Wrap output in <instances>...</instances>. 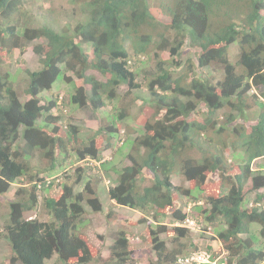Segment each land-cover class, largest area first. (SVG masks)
<instances>
[{
  "label": "trees",
  "instance_id": "16d2710c",
  "mask_svg": "<svg viewBox=\"0 0 264 264\" xmlns=\"http://www.w3.org/2000/svg\"><path fill=\"white\" fill-rule=\"evenodd\" d=\"M31 1L0 0L4 58L23 55L29 44L41 41L33 48L41 68L26 69V77L0 62V195L12 184L21 185L0 235L13 252L9 264H91L97 260V250L82 228L85 205L90 214L105 213L109 223L114 219L113 211L105 212L99 195L102 169L105 175L114 172L117 176L107 192L110 201L144 215L139 223L148 224L156 256L151 264H177L180 257L197 252H210L215 259L222 251L228 253L226 264H260L264 260V165L255 173L252 164L264 159V0H161L159 9L153 8L157 0H72L75 26L71 32H58L49 24L33 25ZM233 44L240 50L235 63L229 57ZM186 48L192 55L182 63L177 57ZM150 50L155 63L148 67L145 59ZM165 52L172 61L163 58ZM206 68L221 73L222 78L215 81L204 76ZM88 71H97L106 80ZM70 73L82 84L75 83ZM141 74L145 83L138 81ZM61 75L74 86L70 104L97 114L98 131L91 137L80 136L83 126L74 124L73 117L64 125L55 110L58 100L43 93ZM121 85L128 87L130 102L138 100L134 91L144 87L150 92L146 103L154 119L144 125L141 137L124 140L123 145L128 143L134 150L126 154L129 164L118 170L110 168L103 152L122 137L119 124L128 112L126 106L113 104L120 97ZM252 87L263 99L255 102L259 108L256 122L246 126L240 124L248 119L243 102ZM106 107L111 110L103 112ZM226 133L236 139L227 142ZM224 146L231 147L234 159L242 161L238 171H232ZM57 168L67 171L58 178L60 195H46L42 201L53 220L30 218L26 214L37 209L39 191L54 185L41 175ZM207 172L217 176L228 193L207 196L211 207H199L196 215L215 234L210 233L211 243L201 246L192 240L189 228L176 225L187 214L176 206L174 194L181 188L172 176L178 173L198 187L205 183ZM145 181L150 184L143 186ZM255 191H262L255 205L244 209L247 195ZM167 217L170 223L163 222ZM254 224L260 226L258 236L251 231ZM111 231L108 235L114 242L106 264H135L129 251L135 236L124 227Z\"/></svg>",
  "mask_w": 264,
  "mask_h": 264
},
{
  "label": "rangeland",
  "instance_id": "374dc122",
  "mask_svg": "<svg viewBox=\"0 0 264 264\" xmlns=\"http://www.w3.org/2000/svg\"><path fill=\"white\" fill-rule=\"evenodd\" d=\"M31 1V0H30ZM162 3L161 0H157L155 3L154 9H159L158 6H160ZM29 11L31 12V16L33 17L32 24L36 27H42L47 22L50 24V26H53L57 31H72L73 26H75L74 22V12L73 9L75 5L73 4L72 0H33V2H30ZM71 27V28H70ZM39 44V43H38ZM89 52L90 49L86 48ZM26 53L20 56H16L13 59L10 58H4V53H0V62L6 64L9 66V69L11 72L20 70L21 76L22 74L24 77L27 75L24 74V71L26 69L28 70H37L41 68V63L39 62V56H37L33 51V46L29 45V47L26 48ZM19 53H17L18 55ZM91 54V53H89ZM150 56L145 59L146 66H152L155 63V59L153 58V54L150 50ZM240 54V50L237 45H232L229 48V57L232 60V62H236L238 60ZM192 55L191 50L189 48H186L185 50L181 51L179 56L177 57L178 60L182 63H185L188 58ZM164 59H167L169 61H172V56L169 52H165L162 54ZM16 60H18L16 62ZM180 69V68H178ZM202 72L204 76H208L211 78H214L215 81H218L222 78L221 73H217L211 68L202 69ZM89 75L95 76L97 79L101 81H105L106 79L97 71H88ZM73 76V79L75 83L81 85V80L77 79L73 74H70ZM138 81L140 83H145L144 76L141 74L138 78ZM54 87V88H53ZM73 84H67L64 78L59 76L57 81L54 85H52L51 89H47L44 93H50L52 96H55L54 94H60L61 89L62 94L65 95V102H66V110L67 114L63 112L61 107L58 109L59 113H63L62 117V123L65 125L66 119L68 117H73L74 124H80L83 126V130L80 133V136L85 139L88 137H91L98 131V123L99 120L96 117V113L92 112L88 107L83 109H78L80 107L72 104L67 105L69 103V95L73 92ZM16 91L20 94V89L15 86ZM128 87L126 85H121L118 88V93L120 95L119 99H117L113 104L116 107H121L122 105L126 106V110L128 113L127 117L125 118L124 122L120 125L119 128L121 130V139H116L113 141V147L105 150L103 152V155L106 160H108L110 163V168H116L118 170H123L125 166L129 164V161L127 160L126 154L129 151L134 150L132 145H129L127 143L126 146H124V140L131 139L135 140L137 137H141L142 133H144V124H146L148 121L152 122L154 119V111L151 109V107L146 103L147 100L150 99V93L146 88L139 89L137 91H134L132 94L135 98H138V100H134L133 102L129 101V96H127ZM260 92V91H259ZM24 94V93H23ZM74 94V92H73ZM260 94V93H259ZM23 98L28 99L27 95H22ZM21 97V96H20ZM144 100V101H143ZM250 101V107L247 111V122H240L235 121V123L240 122V124L249 126L250 124H253L256 122L257 119V112L259 110L258 106L254 103L252 99L249 98ZM64 102V104H65ZM130 102L131 104H128ZM62 110V111H61ZM111 107H106L103 112L110 111ZM65 111V110H64ZM102 112V113H103ZM228 114L231 112L230 109L226 111ZM102 116L106 117V115L102 114ZM112 117V116H111ZM111 119V118H110ZM107 120L109 121V117H107ZM112 121V120H111ZM238 124V123H237ZM239 125V124H238ZM141 131V132H140ZM124 132V133H123ZM225 140L227 142H233L236 137L234 135H230V133H226ZM212 138H214V134L212 135ZM214 143L220 145L218 142L214 141ZM121 146H124V148L121 149V151H117L121 148ZM120 147V148H119ZM228 147V146H227ZM226 149V147L224 146ZM227 156V162L233 164L232 171L239 170V166H241L243 163L241 160L234 159L233 149L231 147H228L225 151ZM119 155H118V154ZM36 164V163H34ZM40 166V164H37ZM261 165H264V159H258L254 161V164L252 165V168L254 172L260 173L259 167ZM264 171V169H263ZM99 174V173H98ZM106 171L102 169V172H100L99 177L102 179H105L103 181L101 188L99 190V195L101 197L103 205L106 207V211H113L114 212V219L111 223H109L106 220L105 213H98L93 214L89 213V207L85 205L86 208V214L84 216L85 223L82 228V232H84V235L89 239V242L92 243V245L95 247L97 260L91 264H106L108 258L110 257V246L114 242V240L109 236L113 230H116L119 227L127 228L132 234L135 236V239L131 238V244L129 246V251L132 254V257L135 260V264H151L153 260L156 259L155 253L151 250V239L149 237V232L147 230L148 224H140L139 220L144 216L142 213H139L138 211H134L130 208H120L119 206H116L112 201H110L108 197L107 190L112 186L114 183V180L117 178L116 173L111 172L109 175H105ZM144 175H142L143 177ZM182 179L179 176H173L172 181L177 186H180L181 190L176 192L174 194V199L176 200V206L182 207L188 215L190 216V224H193V220L195 221L196 214L199 212V207L201 205L206 206V200L203 198H206L207 196H220L222 193V188L220 187V181L217 179V176L214 174H209V182L207 184H204L203 186H200V190H194L193 195H200V197L203 199V203L200 202L199 204L197 197L194 198L193 196L184 195L183 191L186 190L184 186H189L190 190H193V188L196 186L194 182H183ZM150 181H145L143 186L149 185ZM183 182V183H182ZM111 184V185H110ZM203 187V188H202ZM15 187H11L10 190L0 195V235L3 232V228L5 226V223L7 221V218L9 219L10 215V203L11 201H15ZM82 185L79 186L78 192L81 190ZM202 191V193H201ZM60 194L59 189H53L50 192L51 196L57 197ZM43 192H40V197H43ZM254 195H251L248 199L251 200ZM17 200V199H16ZM208 206V205H207ZM35 212L27 213L26 215L29 217H39L45 220H53V218L43 210V204L42 200H40V204L35 210ZM91 211V210H90ZM143 215V216H142ZM147 217H149L150 220H152L151 214H145ZM165 223H170L169 217L163 220ZM199 227L196 226V230L192 231V240L195 241V243H199L201 246H206L207 243H211L210 236L214 232H212L211 228L209 227V231L207 230L206 222L200 223L198 221ZM172 224H170V227ZM194 228L195 226L192 225ZM251 231L255 233L257 236L259 235V225L254 224L253 226H250ZM211 233V234H210ZM109 234V235H108ZM204 234L206 236V240L201 241V235ZM103 236V237H100ZM247 235H244L243 237H246ZM164 238L166 236H163ZM102 239V240H100ZM191 240V241H192ZM137 241V243H135ZM13 252L9 245V242L7 239L2 238L0 239V264H9L8 259L12 256ZM47 264H53V261H48Z\"/></svg>",
  "mask_w": 264,
  "mask_h": 264
},
{
  "label": "clouds",
  "instance_id": "9594fccd",
  "mask_svg": "<svg viewBox=\"0 0 264 264\" xmlns=\"http://www.w3.org/2000/svg\"><path fill=\"white\" fill-rule=\"evenodd\" d=\"M46 24H49L48 22L46 23ZM45 25V24H44ZM49 26H50V24H49ZM51 28H53V29H55L53 26H50ZM56 30V29H55ZM57 31V30H56ZM58 32H61V31H58ZM41 44V41H39V40H36V41H33L31 44H29V45H32L33 46V48H34V46H36L37 44ZM29 45L27 46V47H29ZM233 45H235V44H233ZM34 51V50H33ZM26 53V52H25ZM35 53V52H34ZM20 56V55H19ZM232 61V60H231ZM235 63V62H234ZM71 74V73H70ZM74 75V74H73ZM73 77V76H72ZM216 87H217V92L220 94V88L216 85ZM54 88V87H53ZM142 89V88H141ZM64 89L62 88L61 89V93L60 94H55V96L53 97L50 93H44L45 95H47L49 98H52L51 100H54V99H56V100H58V106H57V108H55V110H56V113L58 114V115H62L61 113H59L58 112V109L61 107V109L63 110V112H65V114H67V110H66V102H65V95L64 94H62V91H63ZM137 91V90H136ZM150 93V92H149ZM70 96H71V93H70V95H69V103H67V105H69L70 104ZM263 96L261 95V94H259V91L257 90V88L256 87H252L250 90H249V92H248V95L247 96H245L244 97V102H243V107H246V114H247V111H249V107H250V101H249V98L250 99H252L253 101H254V103L256 102V101H258V100H262L263 98H262ZM64 102H65V104H64ZM149 106H150V104H148ZM72 106V105H71ZM237 108V107H236ZM78 109H83V108H78ZM61 110V111H62ZM65 110V111H64ZM233 110H237V109H233ZM238 115V114H237ZM257 120V119H256ZM145 125V124H144ZM258 160V159H257ZM256 161V160H255ZM254 164V163H253ZM252 164V165H253ZM67 166H70V165H67ZM39 167V166H38ZM259 171H260V168H259ZM65 173H67V171L65 170V169H60V168H57L56 169V171H54V172H51L50 170H47L46 171V173H43L41 176H44L45 177V180H46V183L49 185L51 182H54L53 184L54 185H52V187H49V190L47 191V190H40L39 191V194H40V192H43V194H44V196L43 197H40V200H42L43 201V198L47 195L48 197H52V198H57V197H59V195L57 196V197H54V196H51L50 195V192L55 188L56 190L58 189L57 188V182H58V178L62 175V174H65ZM256 173V172H255ZM209 174H211L210 172L208 173L207 172V174H206V180H205V183L204 184H207L208 182H209ZM179 176V174L178 173H176V174H173V176ZM172 176V177H173ZM106 179V178H105ZM105 179H103V181H105ZM181 181H183V182H186V183H188V182H194L195 184H196V186L193 188V190H190V189H192V188H190L189 186L187 187V186H184L185 187V189L186 190H184L183 191V193H184V195H189V196H193L194 198H196L197 197V199H198V203L199 204H196V205H201L200 204V202H202L203 203V199H205L206 200V198H201L200 197V195L198 196L197 194L196 195H193V191L194 190H197V189H201L200 188V186H203L204 187V184H201L200 186H198L197 187V183L195 182V181H190V180H181ZM173 182V181H172ZM182 182V183H183ZM174 183V182H173ZM41 183H39V188L41 187ZM82 184H80V185H78V186H76V192H78V189H79V186H81ZM111 185V184H110ZM12 186L13 187H15L16 186V188H15V197L17 196L16 195V192H17V189L21 186L20 184H12ZM11 186V187H12ZM10 187V188H11ZM202 187V188H203ZM109 189V188H108ZM10 190V189H9ZM107 192H108V190H107ZM262 191H260V192H254V193H250V194H248L247 196V199L251 196V195H254L253 196V198L251 199V200H246L245 199V203H244V205H243V207H244V209H246V210H251V208L255 205L254 204V200L257 198V195L259 194V193H261ZM201 193H202V191H201ZM228 193V190H225V189H223L222 190V193H221V196L222 195H226ZM19 198V197H18ZM16 199H17V197H16ZM16 199H15V201H16ZM18 200V199H17ZM11 202H13V201H11ZM112 203H114V202H112ZM39 204H40V201H39ZM39 204H38V206H39ZM42 204H43V202H42ZM115 204V203H114ZM210 204V203H209ZM208 203H207V205H208V207H211V205H209ZM263 204H264V200H263ZM37 206V207H38ZM201 206H203V205H201ZM200 206V207H201ZM120 208H127V207H120ZM43 210L44 211H46V209H45V207H44V205H43ZM133 210V209H132ZM135 211V210H134ZM35 213H36V211H34ZM184 212L187 214V218H186V220L184 221V222H182V223H177L176 225L177 226H181V227H186V228H189L190 230H191V232L193 231V230H196V226L197 227H199V222L198 221H200V223H202L203 221H201L200 220V218L198 217V215H196V216H194L195 217V221L193 220V226H195L194 228L192 227V225H189L190 224V216L188 215V213L186 212V210H184ZM36 217V216H35ZM30 218H34V217H30ZM218 246H221V243L220 242H218ZM198 253V252H197ZM193 254V253H192ZM192 254H189V255H187V256H184V257H180L179 259H178V261H177V264H187L186 262H185V260L187 259V257H189V256H191ZM207 254H210V252L209 253H207ZM211 255V254H210ZM225 255V259H226V256L228 255V253L226 252V251H222V253H221V255L220 256H224ZM219 256V257H220ZM218 258V257H217ZM216 259V258H215ZM224 259V260H225ZM212 260H214V259H212ZM226 262H227V260H226ZM263 262V261H262ZM261 262V263H262ZM260 263V264H261Z\"/></svg>",
  "mask_w": 264,
  "mask_h": 264
},
{
  "label": "built area",
  "instance_id": "2783aa9c",
  "mask_svg": "<svg viewBox=\"0 0 264 264\" xmlns=\"http://www.w3.org/2000/svg\"><path fill=\"white\" fill-rule=\"evenodd\" d=\"M225 255L220 256L214 260L211 259V255L206 252L193 253L191 256L187 257L185 262L187 264H226ZM261 264H264V260Z\"/></svg>",
  "mask_w": 264,
  "mask_h": 264
}]
</instances>
